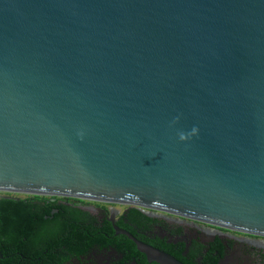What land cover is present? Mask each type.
<instances>
[{
    "label": "water",
    "instance_id": "1",
    "mask_svg": "<svg viewBox=\"0 0 264 264\" xmlns=\"http://www.w3.org/2000/svg\"><path fill=\"white\" fill-rule=\"evenodd\" d=\"M0 192L264 237V0H0Z\"/></svg>",
    "mask_w": 264,
    "mask_h": 264
},
{
    "label": "flooded vegetation",
    "instance_id": "2",
    "mask_svg": "<svg viewBox=\"0 0 264 264\" xmlns=\"http://www.w3.org/2000/svg\"><path fill=\"white\" fill-rule=\"evenodd\" d=\"M17 200L22 193H3L0 197ZM66 207L64 217L50 221L63 226L52 234L17 233L11 244V257L16 264H157L148 261L135 243L113 229L130 233L137 241L175 257L182 264H264V237L218 228L147 208L129 207L66 197H49ZM135 208L148 218L145 223H132L129 210ZM54 208L51 213L58 214ZM89 213V218L80 214ZM123 219L125 226L117 225ZM109 228L113 233L108 232ZM129 229H134L133 235ZM9 247V246H8ZM4 255L0 250V259Z\"/></svg>",
    "mask_w": 264,
    "mask_h": 264
},
{
    "label": "trees",
    "instance_id": "3",
    "mask_svg": "<svg viewBox=\"0 0 264 264\" xmlns=\"http://www.w3.org/2000/svg\"><path fill=\"white\" fill-rule=\"evenodd\" d=\"M58 200V199H57ZM57 200L52 202L50 198L45 196H25L19 200L0 197V242L11 244L17 233L25 235L35 233L52 234L58 231L62 222L50 221L51 217H64L66 207L58 205ZM57 208L60 210L58 214H52L51 211ZM83 218H89L91 215L87 212L80 214ZM129 220L132 223H145L148 218L135 208L129 210ZM117 225L125 226L123 219ZM135 235L134 229H129ZM108 232L113 233V229L109 228ZM0 246L3 259L0 264H16L11 257V245ZM9 246V247H8Z\"/></svg>",
    "mask_w": 264,
    "mask_h": 264
}]
</instances>
